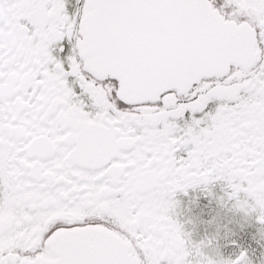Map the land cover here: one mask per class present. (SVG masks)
Instances as JSON below:
<instances>
[{"label":"snow or ice","instance_id":"1","mask_svg":"<svg viewBox=\"0 0 264 264\" xmlns=\"http://www.w3.org/2000/svg\"><path fill=\"white\" fill-rule=\"evenodd\" d=\"M248 227L264 0H0V264H254Z\"/></svg>","mask_w":264,"mask_h":264},{"label":"flooded vegetation","instance_id":"2","mask_svg":"<svg viewBox=\"0 0 264 264\" xmlns=\"http://www.w3.org/2000/svg\"><path fill=\"white\" fill-rule=\"evenodd\" d=\"M196 194L197 193H192L191 195H196ZM179 198L184 202L185 205H187L190 197H184L181 195ZM206 203L207 201H205L203 197H201V207H203L204 204ZM196 211L198 212L199 209H197ZM208 212H209V209L205 208L204 214L207 215ZM233 226L236 227L235 225ZM202 231H203V228H201V232ZM254 234H255V227H248L244 231L239 232V235L236 237V239H238L239 242L243 244L244 247H247L249 249V254L252 257L254 264H261V260L264 259V256H262V253H264V247H261V244L257 243L255 240L252 239V236ZM261 243H264V242H261ZM231 251H233L231 246L225 249L226 254L230 253Z\"/></svg>","mask_w":264,"mask_h":264}]
</instances>
